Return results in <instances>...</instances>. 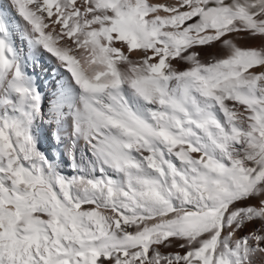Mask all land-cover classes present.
I'll list each match as a JSON object with an SVG mask.
<instances>
[{
    "label": "snow or ice",
    "instance_id": "obj_1",
    "mask_svg": "<svg viewBox=\"0 0 264 264\" xmlns=\"http://www.w3.org/2000/svg\"><path fill=\"white\" fill-rule=\"evenodd\" d=\"M0 264H264V0L0 5Z\"/></svg>",
    "mask_w": 264,
    "mask_h": 264
},
{
    "label": "bare ground",
    "instance_id": "obj_2",
    "mask_svg": "<svg viewBox=\"0 0 264 264\" xmlns=\"http://www.w3.org/2000/svg\"><path fill=\"white\" fill-rule=\"evenodd\" d=\"M6 3V0H0V5H3ZM19 43V41H18ZM41 64L43 65V71L37 70V75L40 78L41 81V91L45 94L51 93V87L50 84L51 81V72L52 68L55 66L54 64H51L48 62L47 57L41 58ZM29 71H31V68H29ZM48 132L52 134V137L48 135ZM38 136H39V146L42 150L46 151L50 155H52L54 158L62 159L64 161H68L69 156L68 153L70 151V141L67 138V133H62L61 137L63 139V142H61L60 139L56 136V129L53 126L52 128H49L47 124H44L42 127L38 129ZM81 145H83V141L80 142ZM65 174L71 173L70 165L65 164L62 165Z\"/></svg>",
    "mask_w": 264,
    "mask_h": 264
},
{
    "label": "rangeland",
    "instance_id": "obj_3",
    "mask_svg": "<svg viewBox=\"0 0 264 264\" xmlns=\"http://www.w3.org/2000/svg\"><path fill=\"white\" fill-rule=\"evenodd\" d=\"M48 135H50V137H52V139H53V136H52V134H50L49 132H48ZM41 148V147H40Z\"/></svg>",
    "mask_w": 264,
    "mask_h": 264
}]
</instances>
